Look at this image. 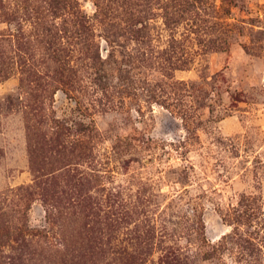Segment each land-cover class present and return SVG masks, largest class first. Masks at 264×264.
<instances>
[{"label": "rangeland", "instance_id": "obj_1", "mask_svg": "<svg viewBox=\"0 0 264 264\" xmlns=\"http://www.w3.org/2000/svg\"><path fill=\"white\" fill-rule=\"evenodd\" d=\"M0 264H264V0H0Z\"/></svg>", "mask_w": 264, "mask_h": 264}]
</instances>
